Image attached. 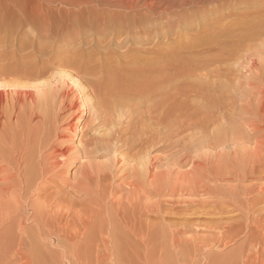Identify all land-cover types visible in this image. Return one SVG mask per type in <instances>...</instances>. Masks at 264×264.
<instances>
[{
	"label": "rangeland",
	"instance_id": "1",
	"mask_svg": "<svg viewBox=\"0 0 264 264\" xmlns=\"http://www.w3.org/2000/svg\"><path fill=\"white\" fill-rule=\"evenodd\" d=\"M62 1L65 2V0ZM62 1L55 0L50 3V11L47 10V12L51 14H49L51 24L45 25L39 9L42 7L41 2L45 3L44 0H0V19H3L0 27L2 29V31L0 30V51L5 49L7 52H12L13 46L8 36L17 35L23 29L27 33L24 41L27 42L28 47L34 36L36 37V34H33V30L36 28H45V30L53 28L59 30L60 33L61 30L63 32L70 30L71 34H76V36L67 40L69 44L65 45L66 47L59 58L67 59L73 54L88 52L96 48V50L90 51L94 52L92 60L116 57L119 62L126 64L127 69L120 72L118 75L121 77L117 76L118 80H115L116 84H120L117 86L115 84V86L117 87V94H120L117 97L122 99L123 106L117 107L121 111H118L119 109L114 111L117 116H113L117 118H112L114 119L112 124L115 127L112 126V130H110L111 123H109L98 127V133H95L97 129L92 127V123L85 126V123L89 121V114L82 116L79 109L71 118L61 121L59 125L60 138L55 141L54 146L52 145L44 152V156L48 155L46 158L48 157L49 163H53L54 169L47 173L41 181L46 185L49 184V188L44 190V194L46 191L49 194L60 188L62 193L69 194L68 196L76 202L75 205L58 206L59 209L57 207L52 209V211L62 209L61 211L67 214L65 218L67 221L64 219L63 225L58 223L60 220L56 221L53 230L56 231L61 227H64L65 230L61 229L60 236L57 232L56 234L40 230L39 222L37 225L33 216V207L27 205V203L31 204L32 199L34 200L36 196L35 193H29L28 202H24L25 199L23 198L21 199L20 209L21 214H24L19 219L22 224L16 222L15 230H18L22 225L24 228L26 225L30 230L35 228L32 231L34 234L32 237H35L36 242L33 241V243H36L35 246L39 250H17L20 241L16 243L17 245L14 243L13 246H10L12 242L10 240H5L6 243L2 242L0 235V264H263L264 49L261 47L264 44V14L258 15L257 11H264V0H191L190 4L187 3V0H183L185 1L184 6L186 5L183 6L184 9L179 5L178 7L175 6L177 0L175 2L174 0H161L166 4L169 3L168 5L174 4L173 10L170 11L177 13L176 16H173L172 23L168 27L159 28L153 35H150L149 39L144 37V40L138 42L136 41L139 34H134L136 37L134 39L125 29H121L118 33L115 31L113 33L111 30L106 31L107 36L103 37L104 31L100 30V27L104 22L102 11L106 8L104 4L107 1H69V3L75 2L72 4H66ZM178 2L176 4H179ZM2 15L4 17H1ZM114 34L116 37L118 35L119 41H123L121 45L115 41L109 42ZM62 35H58V37H62ZM77 35L83 41L77 39ZM248 40H251V43ZM246 41L249 42L248 45ZM250 47V52L254 51L253 54L248 52ZM253 47H257L260 51L253 49ZM27 50L24 51L21 58L25 57ZM163 52L170 53L171 58L169 59L173 64L169 67V77L171 81L179 78L177 79L178 85L185 86L180 89L181 91H186V86H199L197 81L202 82L199 91L189 96L192 101H186L189 102L188 105L194 108L193 110L190 109V112L194 111L198 115L197 118L201 127L181 128L177 132L174 128H167L169 129L168 132L171 133L168 136H165L166 128L158 127L159 129L156 130V132L162 130L164 135L159 132L160 135H158L154 129L150 130V128L148 129L149 132L143 135L141 129L144 125L142 126L143 121H139L141 120L140 117H144L142 120H146L150 115V111H145L148 109L144 102L146 99L144 96L148 90L146 89V92L143 90L148 86L150 87L149 79L152 78V74L149 75L151 78L144 79L145 71L144 73L137 71L139 74L136 75L133 73L134 70H131L130 65L134 60H141L150 64L158 59ZM201 61L203 62L201 63ZM44 62L43 59L39 60L41 64ZM205 65L209 66L206 70L211 73L215 72L216 75L208 74L207 71L205 72L207 75L204 74L203 77L201 74L204 73ZM236 66L238 69L235 68ZM53 67L54 65H50L47 68L49 74L55 70H62V67L58 69ZM196 67L204 69L203 71H200L202 69L198 70L200 72L198 73L199 77L195 72L198 69ZM176 68L177 70H175ZM227 68L231 70L228 71ZM190 70L196 74L188 72ZM47 72L42 75L43 78L42 76L37 77V80L48 78ZM192 74L195 78H192ZM44 75H46L45 78ZM154 75L153 77H155ZM56 81L54 80L53 85L57 84ZM126 82L128 83L126 84ZM144 93L146 94L144 95ZM210 93L212 97H210ZM130 103L135 105L131 106ZM136 106L139 109L134 113ZM133 108L134 110H132ZM177 109L180 110V107L174 108V112ZM140 110L145 111L146 115L142 112L143 115H141ZM173 110L171 111L173 112ZM177 111L176 115L183 113V116L179 119L174 114L171 116L170 112L169 122L178 124L177 122L188 115L186 114L188 111H184L183 108L180 112ZM116 130L125 132L128 137L124 135L126 137L125 142L122 141L121 144L116 141L112 142L110 144L112 147L108 149L97 148L93 155H84L74 150L78 146L75 132L80 137L83 134L92 135L93 133L101 136L105 134L108 137L113 133L112 131L115 132ZM153 132L157 134L154 135L157 136L155 139L157 142L154 140L153 143L145 145V148L142 149L141 147L143 155L140 153L141 155L136 157L134 152L137 149L130 148L132 149L130 150L129 146L125 144L127 139L131 141H128L129 144H134L135 141L139 142L138 134H140L139 138H143L141 136L146 137ZM162 135L163 138L159 137ZM134 136L136 137L135 141L134 138L131 140V137ZM56 150H64V156L69 155L70 158L79 157L80 154L81 159L71 167L70 162L63 159L64 156H61L62 159H60L61 157L56 159L57 157L54 155ZM6 171L8 170L5 168V163L0 159V202L2 203H0V212L4 211L10 195H13L12 189H5L4 186L7 185L5 179L13 174L18 175L13 168L9 172ZM5 174L8 175L5 176ZM3 205L5 206L3 207ZM48 209L51 210V207ZM50 212L46 213V215L48 214L46 218L53 217L51 215L53 212ZM43 216L45 217L44 214ZM2 220L3 218L0 217L1 232L5 225L4 221H8V219ZM36 225L39 229L35 227ZM235 227L238 230H235ZM76 228L77 230H75ZM254 228L257 231L252 232ZM36 233L38 234L36 235ZM253 233L257 236V240L256 237H253L254 239L251 237L254 236ZM16 237L15 239L19 238V236ZM260 238L262 239L260 240ZM254 240L257 242L260 240L257 247ZM28 243L30 246V241ZM7 245L11 247V250L8 249ZM257 255H259L258 258Z\"/></svg>",
	"mask_w": 264,
	"mask_h": 264
},
{
	"label": "bare ground",
	"instance_id": "2",
	"mask_svg": "<svg viewBox=\"0 0 264 264\" xmlns=\"http://www.w3.org/2000/svg\"><path fill=\"white\" fill-rule=\"evenodd\" d=\"M38 1H40V0H38ZM52 1H55V0H44L45 3H42L41 2L42 7L39 8L41 10V13H40L41 19L45 23V25L51 24V18L49 16L50 13L47 12V10H49V7H51V4L50 3ZM56 1H58V0H56ZM69 1H71V0H65V2L64 1H62V2L66 3V4L75 3V2H70L69 3ZM105 1H107L104 4L106 8L105 9L103 8L104 10L102 11V16H103L104 22H103V25L101 26L102 28L100 27V30H103L104 33H105V34L103 33V37H106L107 36L106 35V31L108 32L109 30H111V31H113V33H114V31L116 33H118V32L121 31V29H125V31H127V32L130 33V37H132L134 39L136 38L134 36V34L135 35L136 34L137 35L139 34V38H137V41L136 42L141 41V40H144V37L147 38V39H149L150 38V35H153L156 31H158L159 28H164V27L166 28V27H168V25H170L172 23L173 16H176V14H177V13H171V11H170V10H173V8H172L174 6L173 3L170 4V5H168L169 3L166 4V3H164V1L162 2L161 0H110V1L109 0H105ZM178 1L179 0H177L176 2H178ZM185 1L182 0L181 2H178L179 4H176V2L174 0L175 6L178 7V5H179V6H181L184 9V7L186 6V5L184 6ZM190 1L191 0H189V1L187 0V3L190 4L191 3ZM76 5H77V3H76ZM76 10H77V8H76ZM167 11H168V13H167ZM67 12H68V10H67ZM257 14L258 15L264 14V11H257ZM70 16H72V15H70ZM1 17H4V16L2 15ZM72 18H74V17L72 16ZM1 19H0V27L2 25L1 23H3V19L2 20ZM156 19H159V20H156ZM74 23H76V22H74ZM40 26H42V25H40ZM6 27H7V25H6ZM20 27H21V25H20ZM47 27H49V26H47ZM47 29L48 30H45V28L44 29L43 28H36V29H34L33 30V34H36V37L34 36V38H33L32 35H31V38H33V39L29 43V45H30L29 47H28L27 42L24 41V37L27 34L26 33V30H24V29L21 30L19 33H17V35H10V36H8V38L10 39V43L13 46V51L12 52H7V51H5V49L4 50L2 49V51H0V159H1L2 162L5 163V168H6V170H8L6 172H9V170L11 168H13V170H15V172L18 173V175L17 174L16 175L13 174L8 179H5L8 183L6 182L5 184H7V185L4 186V187H5L6 190L12 189L11 192H13V195L11 194L10 195L11 197L8 196L9 197V200L7 201V205L4 208V211L3 212L2 211L0 212V217L3 218V220L4 219H6V220L8 219V221H4L5 222V225H4L3 229H2V232L0 230V232H1L0 235L2 236V240H3V241L1 240L2 242L6 243L5 240H10L12 242V245H10V246H13L14 243L16 244V243H18L20 241L18 243V246H17L16 249L17 250L24 249V251H25V249H27L28 251H30V250L31 251L32 250L33 251L34 250L36 251V250H39V248L37 249L36 246H35L36 243L35 244L33 243V241L36 242V240H34L35 237L34 238L32 237L34 235L32 233V231L35 228H32V230H30L29 227H26V225H25V228H27L29 230L28 231L24 227H22L23 226L22 225V226L19 227L18 230H15L16 229V222H19L18 224H20V225L22 224L19 221V219H21L20 216L24 214V213L21 214L22 212H21V209H20V204H21V199L22 198L25 199L24 202H26L27 199H29V196H28L29 193H35V196L36 197L34 198V200L32 199V203L31 204L27 203V205L33 207L32 208L33 209V212H34V215L33 216L35 217L34 219H36V221H37L36 224L39 222L40 230L42 232L44 230L48 231V233H56L57 232L58 233V236H60L59 233L61 232V229L62 230H65V229H63L64 227H61V225H60L61 229L60 228L59 229L56 228L57 229L56 231L53 230V228L55 227L54 226L55 225L54 223H56V221L60 220V222L58 221V223L59 224L62 223V225H63L64 224V219L66 218L67 214L65 212H62L61 211L62 209L61 210H54V211H52V209L55 208V207H57V209H59L58 206L75 205V203H76L75 200H73V198H71L70 196H68L69 194L67 195L65 192L62 193V191H61L60 188L57 189V190L55 189L54 191L50 192L49 194L46 191V194H44V190L47 189V188H49V186H48L49 184L46 185V183H43L41 181V179L43 177H45L47 175V173L53 171V169H54V167L52 166L53 163L52 164H51V162L49 163V161L47 159L48 157L46 158V156H48V155L44 156V152H45V150L47 148L52 147V145L55 143V141L56 140L58 141V139L60 138V136H59V134H60L59 127L60 126L59 125H60L61 121L63 119L71 118L75 114L76 110L79 109V111H80V113H81L82 116L85 115V114H89V119H88L89 121L87 123H85L86 124L85 126H88L89 123H92L93 124L92 127H96V129H97L98 127H101V125L104 126L105 124L111 123V126H110L111 129L110 130H112L113 129L112 126L114 127V125L112 124L114 122L113 121L114 119H112V118L113 117L114 118H117V117H115L117 115L114 114V111H115V109L118 110L120 107L123 106L122 99H120L119 97H117V95H120V94H117V87L116 86L117 85H120V84H116L115 83V80L116 81L118 80L116 78L117 76H120L121 77V75H118V74H120V72H124L127 69L126 64L124 65L123 62H121V61L119 62V60L116 57H109V59L92 60L93 59V56L92 55L94 54V52H90V51H94V50H96V48H93L91 50L89 49L90 51H88V52H82V53L73 54L72 56L68 57L67 59H61L59 57H61V55H62V53H63V51H64V49L66 47L65 45L69 44V43H67V40L69 38H72V36H74V38H75L76 34H71V31L70 30H64V32L61 30V33H60L59 30H56V29H53V28L52 29L51 28H47ZM0 30L2 31L1 28H0ZM29 31H30V29H29ZM88 31H89V29H88ZM61 34H63L62 37H58V35L61 36ZM126 37H127V35H126ZM2 38H5V37H2ZM77 39L80 40L81 37L79 35H77ZM153 39H155V38H153ZM256 40H258V39H256ZM80 41H83V40H80ZM111 41H115L116 43H118L120 45L123 42L122 40L119 41L118 40V35L116 37L115 34L109 40V42H111ZM249 42H247V45L249 44ZM262 46L263 47H261V49H264V44ZM27 49H30V50L28 51ZM253 49H257V47L256 48L253 47ZM26 50L28 52H26L25 57L24 58H21V56L23 55L24 51H26ZM238 50H236V51H238ZM250 50H251V47L248 49V52L253 54L254 51H251L250 52ZM257 51H260V49L259 50L257 49ZM104 52H106V51H104ZM237 53H239V52H237ZM169 54L170 53H168V52H163L158 59H156L154 62H152L150 64H146L145 62H142L141 60H134V61H132L131 65H130L131 70L133 69L134 70L133 73H136V75L139 74L137 71H140V72L143 71V73L145 71V73L143 74L144 79L147 78V77L148 78H151V77H149V75H151V74H152V78H153V80H152V78L149 79L150 80L149 81L150 87L148 86L149 89L148 88H144V90H143V92L146 89L148 90V92H146L147 90L145 91L147 94L144 93V95L146 94V96H144V98H146L144 100V102L146 103V106H147V109H148V110H145V111H148V112L150 111V115L148 114L149 116L147 118L145 117L146 120H142L144 117L142 118V117L139 116L141 120H139V118H138L139 121H143L142 126L143 125L144 126H143V128L141 127L143 129V130L141 129V132L143 133V135L145 133H148L149 132L148 129H150V128H151L150 130L154 129L155 132H156V130L159 129L158 127H160L161 129H162V127H163V129H165V128L166 129L167 128H169V129L170 128H174V130L177 132L181 128L183 129V128H186V127H190L191 128V127H199L200 126L199 119L197 118L198 115H196L194 113V111L190 112V109L193 110L194 108H192L191 105H188V103L192 101L191 97H189V96H192L193 93L199 91L200 86H201L200 84L202 82L201 81H197V83H198L199 86H194V87H192V86L191 87L190 86H186L187 90L186 91H181L180 89L184 88L185 86L183 87L182 85H178L179 82H178L177 79H179V78H177L176 80L171 81V79L169 77V67L173 64L171 62V60L169 59V58H171V56ZM214 56H215V54H214ZM42 59L45 62L41 64V63H39V60H42ZM56 59H58V60H56ZM237 60H239V59H237ZM202 62L203 61H201V63ZM228 64H229V61H228ZM231 64H233V63H231ZM255 64H256V61H255ZM50 65H54L53 68H57V69L62 67V70H58V71L55 70L56 72L54 71V72H51V74H49V72H47V68H49ZM198 65H199V63H198ZM213 67H215V65H213ZM231 67H233V65ZM196 68H198V67H196ZM206 68L208 69L209 66L208 65H205V70H206ZM217 68L219 69L218 66H217ZM235 68L238 69L237 66ZM199 69H202L200 71H203L204 70L203 68H198L197 70L195 69L196 70L195 72H197V74L195 72L194 73L191 72V70L188 71V72H191L194 75L196 74L197 77H199L198 76L199 75L198 73H200L198 71ZM175 70H177V68ZM205 70H204V73L201 74L203 77H204L205 72L208 71V70H206V71ZM230 70L231 69H228V71H230ZM46 72L49 74V76H48V78H45L46 75H44V78L45 79L42 80V78H43L42 75L44 73H46ZM207 73L209 74L211 72L208 71ZM207 73L205 75H207ZM214 73L212 74L213 76L216 75V73L215 74ZM234 73H236V71ZM153 74H155L154 75L155 77H153ZM182 74H183V72H182ZM186 74H187V72H186ZM193 74H192V78L194 77ZM249 74H250V72H249ZM40 76H42V78H40V80L39 79L37 80V77H40ZM202 76H200V77L203 78ZM252 76H254V75H252ZM197 77H196V80H198ZM234 78H236V77H234ZM241 79L239 80L240 82H241ZM54 80H57L55 82L57 84H55V85H53ZM146 81H148V80H146ZM127 83L128 82H126V84ZM115 84H116V86H115ZM129 85H131V84L129 83ZM195 85H197V84H195ZM138 86L140 87V85H138ZM240 86H241V83H240ZM204 87L206 88L205 85H204ZM202 89H203V87H202ZM205 92L207 94V91H205ZM198 95L200 96V93ZM210 95H211V93H210ZM202 97L203 96L201 95V98ZM210 97H212V95ZM213 97L215 98V95ZM195 100H196V98H195ZM221 100H223V99H221ZM240 100H241V98H240ZM186 101H189V102H186ZM196 101L198 102V100H196ZM214 101H215V99H214ZM207 102L209 103L211 101H207ZM227 103H228V101H227ZM218 104H219V102H218ZM218 104H216V105H218ZM130 105L132 106L133 104L130 103ZM200 106H202V105H200ZM117 107H119V108H117ZM176 107H180V110H181V108H183L184 111H186V110L188 111L186 113L188 115L186 116V114H184L186 117L183 118L184 120L181 119L179 122H177L178 124L169 122L170 121L169 118L171 116L176 115L175 113H176V111L178 109L175 110V112L173 110ZM124 109H126V108H124ZM135 109L136 110H134V108L132 109V110H134V113H135V111H138L139 108L137 109V106H136ZM141 110H140V114L142 112ZM171 110H173L174 113ZM180 110H178V111L180 112ZM198 110H196V111H198ZM118 111H121V109H119ZM145 111H143L142 113H144ZM170 112H171V116H170ZM229 112H231V111H229ZM129 114H130V112H129ZM140 114H138V115H140ZM172 114H174V115H172ZM113 115H115V116H113ZM141 115H143V114H141ZM176 116H178L176 118H179L180 119L181 116H183V113H182V115H180V113H179ZM118 117L120 118V116H118ZM146 121H147V124L148 125L145 124ZM202 122H203V120H202ZM173 124H176V125H173ZM153 125H155L156 127H154ZM219 126H220V123H219ZM215 128H217V127L215 126ZM92 129H94V128H92ZM169 129H167L165 131V132H167V133H165V136H168V134L170 133V132H168ZM211 129H214V128H211ZM120 130H121V128H120ZM120 130H116L115 132L112 131L113 133L112 134L109 133L110 135L108 137H106L105 134L104 135L102 134V136L101 135H98V134L96 135L95 133L96 132L98 133V129H97V131L95 130V133H93L92 135L83 134L81 137L75 132V138L78 139V146H80V147L77 146L78 148L76 147L77 149L75 148L74 150H76L78 153H81V154H84V155H90V154L93 155L95 153V151L97 150V148H99V149H101V148L106 149L107 148L108 149L109 147L110 148L112 147V146H110V144H112V142H115V141L117 143H120L122 141L125 142V139L127 137V135H125V132H124L125 130L124 129H122L124 131H120ZM210 131H212V130H210ZM255 131H256V129H255ZM155 132H153L151 135L146 136V137L141 136L143 138H139L140 137V134H138L139 136L137 135V137H138L137 139H139V142H136L135 141V138H136L135 137L136 135H135L134 137H131V140H132V138H134V141H135L134 144L133 143L129 144L131 141L128 140V139L126 140V143L125 144H127L129 146V149L130 148L135 149V150L137 149V151L134 152V155L137 157L142 152L141 147L143 149V147L145 148V145L150 144V143H153L154 140L157 137V136H154V135H157L158 132L159 133H162V130H159L158 132H156L157 134ZM205 133H206V131H205ZM158 135H160V134H158ZM163 135L162 136H159V137L163 138ZM192 136H193V134H192ZM180 137H182V136H180ZM228 137H230V136H228ZM228 140H229V138H228ZM128 141H130V142H128ZM189 141H190V139H189ZM223 143H225V142H223ZM216 144H218V143H216ZM113 145H114V143H113ZM256 145H257V142H256ZM138 147L140 148L139 150H138ZM132 149H130V150H132ZM182 149H183V147H182ZM188 149H190V148H188ZM113 151H114V149H113ZM185 151H186V149H185ZM204 151H206V150H204ZM64 153H65L64 150H60V151H57L56 150L55 153H54V155H55V157H57L56 159H59L61 156L62 157L64 156ZM109 153H111V152H109ZM203 154H204V152H203ZM51 156H52V154H51ZM80 156L81 155L79 154V157ZM190 156H192V155H190ZM257 156H258V154H257ZM62 157L60 159H62ZM76 157L75 158H70V156L67 155V156H64L63 159L65 161H67V162L69 161L70 162V166L73 167L81 159V157L80 158L79 157L76 158ZM142 159H143V157H142ZM147 159H148V157H147ZM52 160H54V158ZM52 160H50V161H52ZM83 160H85V159H83ZM167 160H168V158H167ZM54 161H56V160H54ZM58 163H59V160H58ZM137 163H140V162H137ZM161 164H163V163H161ZM136 165H138V164H136ZM138 167H140V166H138ZM152 168H153V166H152ZM10 173H11V171H10ZM139 174H140V172H139ZM6 175H8V174H5V176ZM81 183H83V182H81ZM0 184H1V182H0ZM134 185H136V184H134ZM148 185H149V183H148ZM14 189H15V191H14ZM177 190H178V187H177ZM127 192H128V190H127ZM1 195H2V193H1ZM96 197H98V196H96ZM132 198H133V196H132ZM2 201H3V199H2ZM30 201H31V198H30ZM165 203H167V202H165ZM4 206L5 205H3V207ZM46 206H47V208H46ZM49 207H51V210L48 209ZM45 209H48L49 211L48 210L47 211H44ZM76 210H77V208H76ZM50 211L53 212L51 214L53 217H50L49 216V218H46V216L48 215V214L46 215V213H48ZM1 213H3V215H1ZM43 214L45 215V217L43 216ZM75 217H77V216H75ZM65 221H67V220L65 219ZM37 225L35 226L36 228L38 227ZM57 226H59V225H57ZM38 229H39V227H38ZM236 229L237 228L235 227V230ZM75 230H77V228ZM254 230L257 231L254 228V229H252V232H255ZM38 233H36V235ZM254 234L255 233H253L252 235H254ZM257 235H259V234L257 233ZM16 236H19V238L18 239H15ZM251 237L252 238L253 237L254 238L256 237V240H257V236L254 235V236H251ZM60 238H62V237H60ZM258 239H259V237H258ZM261 239L262 238H260V240ZM28 240L30 241V246H29V243H28L29 241ZM256 240H254V241H256ZM258 242L256 241V244H255L256 247L259 244ZM10 246L7 245L8 249L11 250V247ZM2 248H4V247H2ZM97 250H99V249H97ZM12 251H13V249H12ZM256 257L258 258L259 255H257ZM19 259H20V257H19ZM257 261H258V259H257ZM248 262H251V261H248Z\"/></svg>",
	"mask_w": 264,
	"mask_h": 264
}]
</instances>
